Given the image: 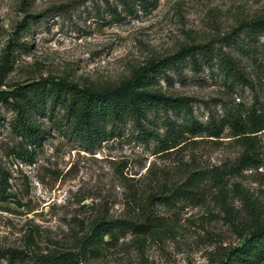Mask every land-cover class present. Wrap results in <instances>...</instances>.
<instances>
[{"label": "rangeland", "instance_id": "rangeland-1", "mask_svg": "<svg viewBox=\"0 0 264 264\" xmlns=\"http://www.w3.org/2000/svg\"><path fill=\"white\" fill-rule=\"evenodd\" d=\"M259 19L264 0H0V91L47 78L116 86L149 61L210 45L240 61L246 85L226 79L218 64L200 62L197 71L188 63L181 74L169 71L170 82L159 79L158 88L193 98L199 122L219 121L264 105V35L251 39L250 58L223 41ZM15 116L0 105V169L7 179L0 189V251L67 250L96 218L135 220L148 208L151 233L106 237L109 245L79 264H213L256 226L252 207L264 220V130L247 134L248 142L231 128L219 138L186 133L166 149L143 143L125 124L87 151L57 125L56 114L38 118L47 133L40 147H28L30 162L13 153L21 140L12 131ZM155 129L167 139L160 121ZM214 169L221 175L211 177ZM194 172L208 176L198 193L163 204L164 192Z\"/></svg>", "mask_w": 264, "mask_h": 264}, {"label": "trees", "instance_id": "trees-1", "mask_svg": "<svg viewBox=\"0 0 264 264\" xmlns=\"http://www.w3.org/2000/svg\"><path fill=\"white\" fill-rule=\"evenodd\" d=\"M146 0H140L145 3ZM264 35V19L243 23L231 34L223 38L228 48H235L250 58L251 39ZM245 36L249 39L242 38ZM16 44V43H15ZM20 45V44H17ZM22 45V44H21ZM5 52V64L12 57V48ZM7 61V62H6ZM200 62L213 68L218 64L226 79L236 85H246L249 80L236 58L215 51L210 45H198L182 48L177 54L162 60H152L136 70L130 79L116 86L96 88L90 85L79 86L66 80L47 78L26 82L14 90L0 91V105L10 109L16 116L12 124L13 134L21 138L15 155L21 159L33 161V150L28 147H40L47 130L39 122L40 117L53 115L57 125L61 126L69 136L82 143L87 151L101 145L112 137H116L122 125L131 124L143 143L158 142L160 146L170 148L186 133L192 135L208 134L219 138L226 128H231L236 136L244 141L252 138L247 134H255L264 130V105H254L243 113L231 114L219 121L213 119L207 123L199 122L193 115V98L176 97L163 92L159 79L170 82L169 71L182 73V65L188 63L193 71H197ZM2 70V72H1ZM4 66L1 65V77H5ZM1 75V74H0ZM160 114L161 120L153 117ZM173 116V117H172ZM165 127L167 139L161 140L156 132L157 123ZM181 121V122H179ZM245 158V157H243ZM211 177L221 175L218 169L210 172ZM0 169V189L7 185V179ZM208 179L204 172H194L179 186L164 192L161 196L163 204L171 200H188L196 195L198 189ZM154 196L149 202L159 199ZM143 208L142 217L131 219H107L98 217L91 223L89 232L76 238L73 248L55 251L46 255H29L17 249L0 251V259L8 264H79L86 256H96L104 246L109 245L106 237L115 238L118 234L133 232L137 234L151 233L150 216ZM256 226L245 237L244 242L224 252L213 264H262L264 263V220L252 207Z\"/></svg>", "mask_w": 264, "mask_h": 264}]
</instances>
